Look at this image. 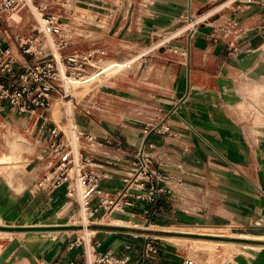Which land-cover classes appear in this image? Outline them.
Returning a JSON list of instances; mask_svg holds the SVG:
<instances>
[{
	"label": "crops",
	"instance_id": "0c3cea01",
	"mask_svg": "<svg viewBox=\"0 0 264 264\" xmlns=\"http://www.w3.org/2000/svg\"><path fill=\"white\" fill-rule=\"evenodd\" d=\"M216 1L191 0V12ZM122 2L130 5L127 18L132 15L133 30L137 26L151 31L164 29L170 21L183 18L189 6V0ZM235 2L224 14H210L213 16L210 21L200 23L187 33L172 59L163 47L158 53H143L140 65L146 61L154 64L147 70L151 76L141 77V86L130 81L135 69H129V65L134 58L116 57L110 61L121 67L83 97L106 93L104 89L117 88L120 82L133 85L127 91L113 93L115 105H111L110 112L114 120L107 118L108 124L94 114L99 102H91L88 107L81 104L77 115L80 128L96 137L93 142H84L83 147L111 157L120 156L123 160L117 167L104 164L110 173L103 179L102 187L111 194L125 185L124 174L132 161V153L118 152L114 143L99 148V141L119 137L126 149H134L142 143L144 125L152 119H164L181 133L180 137H151L156 143L152 152L155 163L168 175L171 190L160 197L154 215L149 216V224L143 216L144 202L124 212H114L104 218L103 224L92 225L90 238L101 242L98 250H113L120 258L129 255L133 264H181L187 255L167 237L186 238L181 234L190 232L172 228L206 226L246 232L251 239H264V126L253 125L247 116L256 113L237 106L242 98L239 85H257L252 88L253 94L264 88V29L261 28L264 0ZM138 4L144 5V10ZM22 31L25 30L17 32ZM173 31L167 30L166 36H171ZM130 51L137 52L133 48ZM253 105L264 114L262 107ZM173 110L176 113H171ZM0 121L4 127L13 128L17 135L27 137L14 144L34 148L27 166L32 177L41 172L46 142L38 129V121L12 111L0 114ZM8 145L7 141L0 140V154L7 151ZM12 165L3 164L0 169V215L6 223L36 225L38 222L24 217L29 212L35 215L40 209H44L41 219H52L49 224H67L63 222L65 216L71 222L72 211L65 207L63 189L47 193L29 188L28 192L27 187L22 194H16L7 179L8 171L14 168ZM15 194L17 199H13ZM5 203L13 209V216L7 215L8 211L2 207ZM62 210L64 213L57 217L55 213ZM101 215L102 211L97 218ZM115 219L125 223L113 224ZM72 232L67 229L51 230L50 234L15 232L21 235L24 248L14 253L13 264H49L55 260L67 264L72 259L82 262L83 246H69L78 234ZM3 236L11 235L0 234ZM149 241L158 245L159 252L144 260ZM258 252L256 264H264V249Z\"/></svg>",
	"mask_w": 264,
	"mask_h": 264
},
{
	"label": "built area",
	"instance_id": "2783aa9c",
	"mask_svg": "<svg viewBox=\"0 0 264 264\" xmlns=\"http://www.w3.org/2000/svg\"><path fill=\"white\" fill-rule=\"evenodd\" d=\"M24 11L33 15V21L27 30L17 32L13 25ZM69 11L67 3L0 0V107L38 121L46 152L44 171L32 190L52 193L63 189L65 207L72 211L73 221L67 224H80L82 212L87 215V226L103 224L105 217L124 212L140 202H144L143 216L149 224V216L154 215L160 197L171 190L168 175L155 163L152 152L156 143L151 137H180L181 133L164 119H152L144 125V139L134 149H126L119 137L99 141V148L114 143L118 152L132 153V161L124 174L125 185L112 194L103 189L102 181L110 173L104 164L117 167L123 160L120 156L111 157L83 147L84 142H93L96 137L81 131L77 120L81 104L71 92V80L83 79L99 69L101 60L95 59L104 52L70 49V42L63 34V14ZM58 103L62 123L54 116ZM100 211L102 215L97 218ZM91 239L76 234L70 240V247L83 246V259L82 262L72 259L67 264H133L129 255L120 258L113 250H98L101 242ZM158 252L156 243L147 242L144 260ZM49 264L62 263L55 260ZM181 264L198 263L185 256Z\"/></svg>",
	"mask_w": 264,
	"mask_h": 264
},
{
	"label": "rangeland",
	"instance_id": "374dc122",
	"mask_svg": "<svg viewBox=\"0 0 264 264\" xmlns=\"http://www.w3.org/2000/svg\"><path fill=\"white\" fill-rule=\"evenodd\" d=\"M45 2H50L54 4L60 3H67L68 13H64L63 15V23L68 24L67 29L63 28L64 37L70 42L71 50H87V49H98L104 52L102 56L96 58L95 60L99 61V65L105 63L106 61L112 58H125V59H133L132 63L129 65V69H135L134 74L131 75L130 81L133 82L135 86H141V77L151 76V73H148L147 70L154 64H151L149 61H146L140 65L143 61L142 54L149 55V53H158L161 50V47L166 48L168 52V57L172 59L175 53L179 50L178 44L181 43V40L186 37L187 33H190L195 26L199 25L202 22H207L211 20V17L208 13H223L230 9L231 7L235 6L236 0L231 2L228 6H220L222 2L225 0H218L213 4H210L199 11H192L191 15L196 17H201L199 22L195 24L194 27H186L184 30L179 32L178 34H173L174 32L178 31L179 29L184 28L186 25L191 22V17L189 12L183 18H176L170 23L166 24L164 29L160 30H153L150 29H141L137 26V30H133L131 21L132 15L127 18L128 13L130 12V5L122 2V0H40ZM225 3V2H224ZM222 3V4H224ZM221 4V5H222ZM140 10H144V5L138 4L137 5ZM130 9V10H129ZM211 13V14H212ZM215 14V15H216ZM214 15V16H215ZM208 18V19H206ZM33 21V15L29 12L24 11L23 14L21 13L20 16L17 18V21L14 22L13 28L14 30L21 31L27 30L29 28L30 22ZM139 22H143V20H139ZM75 27V28H74ZM175 30L173 31L172 35L167 37V30ZM69 30V32H68ZM141 31V33H140ZM135 49L137 52L133 53L130 49ZM133 53V54H132ZM93 60V62H96ZM145 74V75H144ZM257 85L255 84H244L239 85L238 92L242 91V98L239 102H237V106L241 107L242 109H249L255 115L247 116V119L253 121V125L264 126V114L260 112L256 106L253 104L256 103L260 107L264 109V88L259 90L256 94H253L252 88ZM133 85L120 82L117 88H107L104 89L106 93H98L96 95H89L80 101V104L86 105L87 107L89 104L100 103L98 106L95 105V112L94 114L97 118L103 121L105 124H108L107 118H114L110 112L111 105H115V100L113 93L117 92L116 90L127 91ZM76 96V95H75ZM244 96V97H243ZM247 96V97H246ZM77 97V96H76ZM92 102V103H91ZM254 102V103H253ZM81 108V105L79 106ZM79 108V109H80ZM90 109V108H89ZM9 112L8 109L0 107V114H5ZM81 131L85 132V129L81 128ZM22 141L26 140V136L23 134L17 135V132L13 130V128L4 125L0 121V140L7 141L9 144L6 150L10 151L12 145L15 142H19V139ZM10 146V147H9ZM28 146V145H27ZM33 148V147H31ZM10 149V150H9ZM3 150V149H2ZM34 150V148H33ZM1 151V149H0ZM13 155V153H12ZM7 159L3 162H0V169L1 165L3 164H13L12 161ZM11 162V163H10ZM15 164V163H14ZM13 164V165H14ZM13 169L9 170L7 173L8 181L11 186L14 188L16 194H22L26 188L28 187V192H30L29 188H32L31 184L37 179V177L43 172L44 170V162L42 165L41 172L38 171L33 177L30 174V168L26 165V168L15 167L19 164H15ZM9 167V166H8ZM23 171H19L22 170ZM1 171V170H0ZM20 173L23 172L27 176H23V183L25 184L26 181L28 182V186L21 185L12 178V174L14 172ZM27 180H26V179ZM16 182V183H15ZM22 182V181H21ZM13 195V199H17V195ZM11 208V207H10ZM13 209L11 208V211ZM9 212V211H8ZM44 209H40L36 212L35 215L33 213H28L25 215L26 218L28 215L32 214V217L29 218L31 222H42L47 223L52 221V219L45 217V219H41V215L43 214ZM50 216V213L47 214ZM67 215V214H65ZM40 217V219H39ZM60 219L59 221H61ZM109 220V218L107 219ZM73 221V220H71ZM63 222L70 223L68 217L64 218ZM92 228V226H89ZM78 229V228H77ZM76 229V230H77ZM178 231H186V232H202L203 234H221L223 233L225 237H251L250 234L246 232H236L234 230H226V229H211L206 226H192L186 228H172ZM80 231V229H78ZM81 232V231H80ZM206 232V233H205ZM210 232V233H209ZM74 233L73 235H75ZM80 235H84L78 233ZM177 234V233H175ZM247 234V235H243ZM183 236H188L186 238L178 239L176 236H172L170 241L177 243L180 247H182L183 252L185 255L192 257L197 261L198 264H256L259 263L258 260V250L264 249L262 244H264V239H256L257 241L254 243H245V242H237V241H228L229 243L226 244H210L209 243H196L187 234H181ZM170 237V236H169ZM260 238V237H255ZM21 235L20 234H13L11 236H4L0 237V264H13L14 253L17 249H23L24 244L21 242ZM178 239V240H176ZM251 239V238H249ZM257 243V244H255ZM223 245V246H221Z\"/></svg>",
	"mask_w": 264,
	"mask_h": 264
},
{
	"label": "bare ground",
	"instance_id": "6f19581e",
	"mask_svg": "<svg viewBox=\"0 0 264 264\" xmlns=\"http://www.w3.org/2000/svg\"><path fill=\"white\" fill-rule=\"evenodd\" d=\"M225 1H224L225 3L222 2L224 4L221 3L222 5L220 4V6L218 8H220L222 6H227L228 3H230L232 0H225ZM211 13L212 12H209L208 15L210 16ZM221 14H223V13H220L219 16ZM208 15H206V16H208ZM206 16H204V17H206ZM203 18L196 17V16H193L192 15L191 16V22H189L188 25H186L182 29H179L178 31L174 32L173 34H178L182 30H184L186 27H194L195 24L197 22H199ZM67 27H68V24H65L64 25V28L67 29ZM68 32H69V30H68ZM123 64H124L123 66L126 65V63H123ZM120 67H121V64H119V63H113L110 60L106 61L105 63H103V64L100 65V68L99 69H96L93 72H90L83 79H72L71 80L72 81V84H71V92L74 95H76L79 100H81L91 89L100 86L109 76H111V74H114L116 72V70L118 68H120ZM256 108H258V107L256 106ZM258 110L261 111V109H259V108H258ZM54 116L56 117V119L59 122L62 123L63 114H62V112L60 110V103H58L56 105V108L54 110ZM33 152H34V150L30 146H27V145L24 146L22 144H13L10 151L7 150L5 153L0 154V162H3L4 160L6 161L8 159L9 161H12L13 164L14 163L15 164H19L18 166H16L14 164L15 167H20V168L25 167L26 168V165L25 164H27V162L29 160V156ZM12 153H13V155H12ZM19 171H23V169L22 170H19ZM11 174H12V178L14 179V181H16L17 184L19 183L21 185V187L23 185H25V184H26L25 186H28V182L27 181H26L25 184L23 183V176H27V175H25V173H23V172L17 173L15 171L14 173H11ZM2 207H4L6 209V211H9L7 215L10 214L11 216H13L15 214L13 210L11 211V208H10V206H9L8 203H5V205L2 206ZM62 213H64V210H62L61 212H56L55 215L57 217H60L62 215ZM82 215H83V218L79 222L80 224H78L79 226L77 228L80 229V231L82 232V234H85V236L87 238H90V235L93 233V228L87 226V222H88L87 215L85 213H83V212H82ZM30 217H32V214L28 215L25 218V220L28 219V218H30ZM112 222H113V224H117V225H120V224L125 223V222H122L119 219H115ZM109 223H111V220H110ZM0 225H15L16 226V225H21V224H8V223H6L3 220V218L0 215ZM25 225H28V224H25ZM36 225H52V224H49V223H44V224L37 223ZM78 229L75 230L74 232H72L71 230H69V231H71L72 233H81ZM51 230H56V229L24 230V231H8V230H2V229H0V234H2V235H13L15 232H19V233L23 234V233H25L27 231H35V233H39V234H50L51 233ZM192 233H200V234H203L202 232H199V231L198 232H192ZM211 235H224V234L221 233V234H211ZM190 237H192L190 239H192L196 243H201V244L202 243H209V245L210 244L211 245L212 244H226L227 245L229 242L228 241H225V240H230V239H213V238L193 237V236H190ZM167 238L170 239L171 237H167ZM176 240H178V239H176ZM230 241H232V240H230ZM245 243H249V242H245ZM221 246H223V245H221Z\"/></svg>",
	"mask_w": 264,
	"mask_h": 264
},
{
	"label": "water",
	"instance_id": "95a60500",
	"mask_svg": "<svg viewBox=\"0 0 264 264\" xmlns=\"http://www.w3.org/2000/svg\"><path fill=\"white\" fill-rule=\"evenodd\" d=\"M191 0H189L188 12L190 17L191 15ZM79 225L72 224H52V225H0V229L8 231H24V230H41V229H77ZM190 236L193 237H204V238H213V239H230L237 242H249L254 243L256 239H249L246 237H225L223 235H211V234H200V233H190Z\"/></svg>",
	"mask_w": 264,
	"mask_h": 264
}]
</instances>
